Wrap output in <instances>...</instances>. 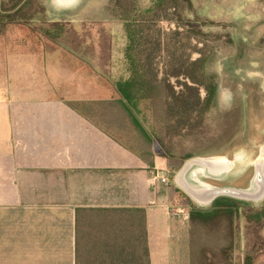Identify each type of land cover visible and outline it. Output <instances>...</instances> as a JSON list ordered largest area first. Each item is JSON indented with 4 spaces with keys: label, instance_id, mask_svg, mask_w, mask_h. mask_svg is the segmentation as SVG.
<instances>
[{
    "label": "crops",
    "instance_id": "obj_1",
    "mask_svg": "<svg viewBox=\"0 0 264 264\" xmlns=\"http://www.w3.org/2000/svg\"><path fill=\"white\" fill-rule=\"evenodd\" d=\"M108 75L63 45L29 52L21 33L0 36V237L12 227L22 235L2 237L0 264H87L77 210L105 208L146 211L151 264L264 260L245 227L232 257H223L219 238L192 226V207L200 208L181 199L179 166L153 150L139 157L108 136L104 120L89 119L92 102L113 98Z\"/></svg>",
    "mask_w": 264,
    "mask_h": 264
},
{
    "label": "trees",
    "instance_id": "obj_2",
    "mask_svg": "<svg viewBox=\"0 0 264 264\" xmlns=\"http://www.w3.org/2000/svg\"><path fill=\"white\" fill-rule=\"evenodd\" d=\"M148 2L146 6L143 0H112V15L119 20L125 37V70L120 76H108L113 98L92 102V118L88 117L104 120L108 136L143 159L150 158L153 150L158 156L183 164L202 155L177 156L173 146L200 131L218 105L220 85L217 75L210 71L214 49L208 36L204 38L195 0ZM13 3L12 8L0 7V36L21 33L22 50L29 52L61 47L58 40L64 35L65 23L48 21L44 5L32 13L31 0ZM38 21L46 26L45 34L36 35L30 29ZM165 23L175 24L176 29L167 31ZM4 44L10 48L14 43ZM194 54L199 58L193 59ZM180 196L186 205H192L184 193ZM241 208L248 244L253 245V252L263 251L264 205L256 208L222 197L210 209L192 207V226L219 238L225 258L232 257V246L240 241ZM226 228L229 235L226 231L215 234ZM77 230L78 238L83 232L88 242L87 264H151L144 209H78ZM245 264H254L253 258L248 256Z\"/></svg>",
    "mask_w": 264,
    "mask_h": 264
},
{
    "label": "rangeland",
    "instance_id": "obj_3",
    "mask_svg": "<svg viewBox=\"0 0 264 264\" xmlns=\"http://www.w3.org/2000/svg\"><path fill=\"white\" fill-rule=\"evenodd\" d=\"M31 1L32 13L44 5L48 21L65 23L64 35L58 40L60 44L84 56L101 71L113 73L114 77L124 73L121 53L125 37L119 20L112 15V0H76L73 4H62L59 0ZM143 1L149 5L148 0ZM195 4L196 14H200L197 16L204 25V38L208 36L207 41L214 49L210 71L218 77L219 99L206 125L193 132V137L179 140L173 146L177 156H202L183 164L173 162V167L179 166L182 170L186 164L197 160L229 165L225 171L206 169V174L194 165L191 171H195L198 179L209 187L255 191L257 168L264 167V3L260 0H195ZM2 6L12 8L13 0H0ZM164 26L167 31L176 29L175 24L165 23ZM30 29L41 35L47 28L38 21ZM197 45L202 47L199 41ZM197 58L199 54H194L193 59ZM172 82L175 84L174 80ZM184 195L191 198L186 192ZM236 200L256 208L264 205V196ZM197 204L203 210L211 207ZM243 212L241 208L238 217L240 236L242 227L246 226ZM17 227H22V223L18 222ZM13 229L15 227L11 231L8 228L2 235L4 241L18 238L22 241V235L11 233ZM262 235L264 237V230ZM2 237L0 242H4ZM262 260L259 264H264Z\"/></svg>",
    "mask_w": 264,
    "mask_h": 264
},
{
    "label": "water",
    "instance_id": "obj_4",
    "mask_svg": "<svg viewBox=\"0 0 264 264\" xmlns=\"http://www.w3.org/2000/svg\"><path fill=\"white\" fill-rule=\"evenodd\" d=\"M194 165H197L198 167H202L205 169H209L210 172H216L218 170L225 171L227 170L229 165L225 164H217L205 160H197L189 162L184 166V168L181 170V173L179 174L177 178V183L179 186L188 193L193 200L196 202L203 204V205H211L213 204L217 199L221 197H228L232 199H257L260 196H264V167L262 165L258 166L257 168V176L254 180L253 187L256 189L255 191L247 190H237V189H230V188H215V187H209L203 183H199L195 179H193V182L188 179L187 175L189 172H192V167ZM212 174V173H210ZM258 186V189H257Z\"/></svg>",
    "mask_w": 264,
    "mask_h": 264
},
{
    "label": "bare ground",
    "instance_id": "obj_5",
    "mask_svg": "<svg viewBox=\"0 0 264 264\" xmlns=\"http://www.w3.org/2000/svg\"><path fill=\"white\" fill-rule=\"evenodd\" d=\"M199 170H200L199 172H203V173H205V174L207 173V171H206L205 168L200 167ZM210 176H212V175H210ZM196 177H197V179H196ZM191 178H192V179H195V180L198 181L199 183H202V181H200V179H198V176L196 175L195 171L191 173ZM210 178H212V177H210Z\"/></svg>",
    "mask_w": 264,
    "mask_h": 264
},
{
    "label": "flooded vegetation",
    "instance_id": "obj_6",
    "mask_svg": "<svg viewBox=\"0 0 264 264\" xmlns=\"http://www.w3.org/2000/svg\"><path fill=\"white\" fill-rule=\"evenodd\" d=\"M62 4H73L76 2V0H59Z\"/></svg>",
    "mask_w": 264,
    "mask_h": 264
},
{
    "label": "built area",
    "instance_id": "obj_7",
    "mask_svg": "<svg viewBox=\"0 0 264 264\" xmlns=\"http://www.w3.org/2000/svg\"><path fill=\"white\" fill-rule=\"evenodd\" d=\"M161 180H162V183H164V184H168V179H167V178H164V177H163Z\"/></svg>",
    "mask_w": 264,
    "mask_h": 264
}]
</instances>
